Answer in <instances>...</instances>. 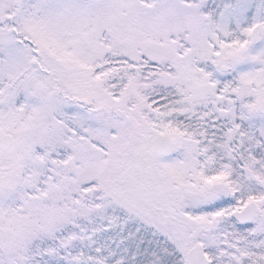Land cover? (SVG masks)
Here are the masks:
<instances>
[{
	"label": "snow or ice",
	"instance_id": "snow-or-ice-1",
	"mask_svg": "<svg viewBox=\"0 0 264 264\" xmlns=\"http://www.w3.org/2000/svg\"><path fill=\"white\" fill-rule=\"evenodd\" d=\"M0 264H264V0H0Z\"/></svg>",
	"mask_w": 264,
	"mask_h": 264
}]
</instances>
